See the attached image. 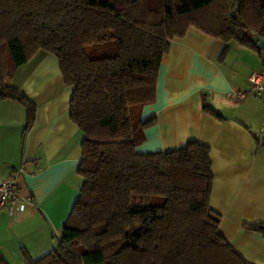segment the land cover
<instances>
[{"label":"trees","instance_id":"obj_1","mask_svg":"<svg viewBox=\"0 0 264 264\" xmlns=\"http://www.w3.org/2000/svg\"><path fill=\"white\" fill-rule=\"evenodd\" d=\"M190 26L222 41L218 62L234 42L264 68V48L249 40L264 39V0H0V96L29 106L10 80L37 51L51 53L83 135L82 182L57 244L24 264H254L218 232L207 144L136 151L154 121L140 111L162 56ZM245 226L264 237V223Z\"/></svg>","mask_w":264,"mask_h":264},{"label":"crops","instance_id":"obj_2","mask_svg":"<svg viewBox=\"0 0 264 264\" xmlns=\"http://www.w3.org/2000/svg\"><path fill=\"white\" fill-rule=\"evenodd\" d=\"M222 46L192 26L170 41L154 99L140 111L141 122L154 121L136 151L165 152L190 140L207 144L209 206L220 216L218 232L246 260L264 264V237L245 226L264 223L262 96L248 91L247 80L264 68L255 49L234 42L218 62ZM10 83L30 104L0 96V181L15 173L17 196L14 213L0 208V257L24 264V254L36 259L56 245L82 182L76 166L83 135L69 118L72 88L63 83L53 54L34 53ZM238 91L246 93L242 99L227 96ZM203 101L221 118L203 111Z\"/></svg>","mask_w":264,"mask_h":264},{"label":"built area","instance_id":"obj_3","mask_svg":"<svg viewBox=\"0 0 264 264\" xmlns=\"http://www.w3.org/2000/svg\"><path fill=\"white\" fill-rule=\"evenodd\" d=\"M247 80L249 82V92L262 96L261 100V110H262V121L261 128L259 132L264 133V71H253L251 72ZM244 91L230 92L227 96L230 99H242L245 96ZM16 183H15V173L8 178L0 181V208L7 205L10 213H14L16 207ZM26 200H29L27 197Z\"/></svg>","mask_w":264,"mask_h":264},{"label":"water","instance_id":"obj_4","mask_svg":"<svg viewBox=\"0 0 264 264\" xmlns=\"http://www.w3.org/2000/svg\"><path fill=\"white\" fill-rule=\"evenodd\" d=\"M249 40L259 49L264 48V39L258 35H252Z\"/></svg>","mask_w":264,"mask_h":264},{"label":"rangeland","instance_id":"obj_5","mask_svg":"<svg viewBox=\"0 0 264 264\" xmlns=\"http://www.w3.org/2000/svg\"><path fill=\"white\" fill-rule=\"evenodd\" d=\"M133 116V115H132ZM260 128H261V126H260ZM259 130V129H258ZM257 130V131H258ZM59 239V236L57 235L56 237H55V240H56V244H57V240Z\"/></svg>","mask_w":264,"mask_h":264}]
</instances>
